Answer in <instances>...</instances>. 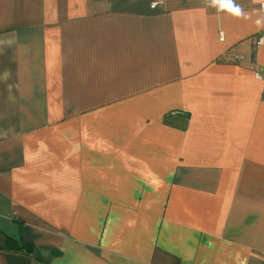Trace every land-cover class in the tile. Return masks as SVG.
Returning a JSON list of instances; mask_svg holds the SVG:
<instances>
[{"label": "crops", "instance_id": "obj_1", "mask_svg": "<svg viewBox=\"0 0 264 264\" xmlns=\"http://www.w3.org/2000/svg\"><path fill=\"white\" fill-rule=\"evenodd\" d=\"M0 264H264V0H0Z\"/></svg>", "mask_w": 264, "mask_h": 264}, {"label": "trees", "instance_id": "obj_2", "mask_svg": "<svg viewBox=\"0 0 264 264\" xmlns=\"http://www.w3.org/2000/svg\"><path fill=\"white\" fill-rule=\"evenodd\" d=\"M15 243H16L15 240H11V239L8 240V245L12 244L14 246V248H18V247H20L21 249L24 248L27 253H31L33 251V245L30 243L27 244L25 242L26 244H20L19 246H18V244H15Z\"/></svg>", "mask_w": 264, "mask_h": 264}]
</instances>
